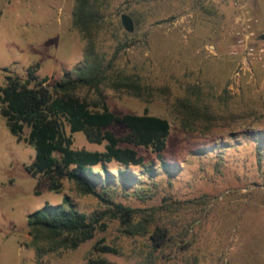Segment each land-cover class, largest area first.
Here are the masks:
<instances>
[{
  "label": "rangeland",
  "instance_id": "374dc122",
  "mask_svg": "<svg viewBox=\"0 0 264 264\" xmlns=\"http://www.w3.org/2000/svg\"><path fill=\"white\" fill-rule=\"evenodd\" d=\"M240 1L255 32H263L264 0ZM74 5L0 0V87L7 75L27 78L30 71L51 87L81 63L85 42L72 25ZM104 7L108 30L99 36V51L109 57L118 50L116 69L138 76L148 89L136 98L104 87L105 102L117 115L147 113L169 122L168 167L150 149L133 147L143 166L112 161L105 165L109 181L102 165L93 166L102 179L90 182L101 181L105 198L136 210L134 224L153 222L147 231L126 229L107 213L93 239L38 259L29 214L64 196L88 216L109 205L67 179L56 193L44 176L30 175L34 146L17 141L0 115V264H88L97 258L110 264H264V74L257 68L251 79L231 85L237 11L222 0H106ZM123 14L136 21L132 33L121 24ZM77 96L96 102L85 88ZM110 130L125 133L120 124ZM71 136L75 150L105 151L106 142H89L83 132ZM155 227L167 235L158 249L149 238ZM96 245L115 253L96 252Z\"/></svg>",
  "mask_w": 264,
  "mask_h": 264
},
{
  "label": "trees",
  "instance_id": "16d2710c",
  "mask_svg": "<svg viewBox=\"0 0 264 264\" xmlns=\"http://www.w3.org/2000/svg\"><path fill=\"white\" fill-rule=\"evenodd\" d=\"M105 2L75 0L72 25L85 42L83 59L76 68L64 73L62 79L51 87L47 86L46 78H38L33 71L28 72L27 78L7 75L0 87V115L9 133L17 141L23 139L32 144L35 149V158L26 171L32 176H44L49 189L56 193L61 188V180L67 179L81 194L96 196L109 205L106 212L88 216L64 196L61 203L45 204L29 214L30 245L38 259L59 250H75L90 241L99 228L105 227L103 219L107 213L119 219L126 229L136 227L147 231L152 224V217L134 224L136 210L105 198V192L98 191L97 187L101 181L90 182V178L102 179L99 171H93V166L102 165L109 181L111 174L106 164L115 161L126 166H143V158L133 147H144L155 154L163 168L168 167L163 151L170 132L169 122L147 113L117 115L105 102L104 87L127 91L136 98H143L148 90L138 76L116 69L118 50L109 57L99 51V36L108 30ZM132 20L135 25V19ZM83 88L95 93L93 106L77 96ZM114 124L125 128L122 136L110 130ZM25 130H28L27 136L22 138ZM76 132H83L89 142H106L105 151L73 149L71 134ZM119 173L123 175L122 171ZM149 238L154 249L161 248L167 238L166 231L155 227ZM94 251L115 253L114 248L104 245H96ZM87 263L110 264L101 258L88 259Z\"/></svg>",
  "mask_w": 264,
  "mask_h": 264
},
{
  "label": "built area",
  "instance_id": "2783aa9c",
  "mask_svg": "<svg viewBox=\"0 0 264 264\" xmlns=\"http://www.w3.org/2000/svg\"><path fill=\"white\" fill-rule=\"evenodd\" d=\"M237 11L232 35L233 47L231 56L236 60V68L232 75L231 85H239L243 77L250 79L257 68L264 74V39L253 29V18L240 0H222Z\"/></svg>",
  "mask_w": 264,
  "mask_h": 264
},
{
  "label": "water",
  "instance_id": "95a60500",
  "mask_svg": "<svg viewBox=\"0 0 264 264\" xmlns=\"http://www.w3.org/2000/svg\"><path fill=\"white\" fill-rule=\"evenodd\" d=\"M121 24L127 32L132 33L134 31V22L130 16L123 14L121 16ZM260 39H264V34L260 36Z\"/></svg>",
  "mask_w": 264,
  "mask_h": 264
},
{
  "label": "crops",
  "instance_id": "0c3cea01",
  "mask_svg": "<svg viewBox=\"0 0 264 264\" xmlns=\"http://www.w3.org/2000/svg\"><path fill=\"white\" fill-rule=\"evenodd\" d=\"M264 34V31L260 33V35Z\"/></svg>",
  "mask_w": 264,
  "mask_h": 264
}]
</instances>
